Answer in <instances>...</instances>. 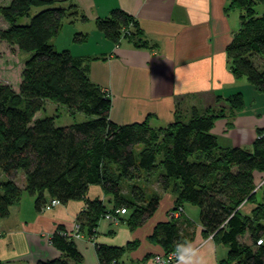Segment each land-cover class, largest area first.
<instances>
[{"label": "trees", "instance_id": "obj_1", "mask_svg": "<svg viewBox=\"0 0 264 264\" xmlns=\"http://www.w3.org/2000/svg\"><path fill=\"white\" fill-rule=\"evenodd\" d=\"M61 1L65 0H12L0 7L9 21L0 30V43L31 54L22 68L19 91L0 79V169L8 177L0 181V217L10 215L11 206L20 202L24 192L35 197L39 213L52 200L62 205L83 201L77 232L94 242L99 264H122L136 242L97 243L99 223L115 215L132 230L144 225L158 210L161 198L148 195L137 180L159 174L164 188L175 182V209L185 212V204L198 207L205 235L228 247V256L220 264H264V241L257 245L264 239V204L257 203L255 184V172L264 173V128L257 129L251 147H222L212 132L218 119L231 120L245 109L244 94L224 99L230 107L193 108L187 118H178L166 128H153L148 120L116 123L111 119L112 99L91 80L86 60L69 49L56 51L51 43L65 20L85 19L74 3L56 6ZM261 4L264 0H229L226 13H239L240 28L226 52L234 76L246 78L264 93V68L255 59L264 61V14L257 11ZM33 8L43 9L30 23L18 24ZM97 27L116 45L129 39L136 46H148L136 19L123 10L99 18ZM87 38L77 33L74 41L83 43ZM221 100L219 96L216 103ZM48 101L91 119L57 126L55 117L36 118ZM20 170L25 175L23 187L15 181ZM124 182L132 183L130 196L124 193ZM92 186L101 187L111 204L101 197L91 198ZM246 202L257 204L251 214L241 210ZM122 209L126 214L116 215ZM181 220L170 218L153 231L151 241L163 247L166 257L185 242ZM247 233L251 244L241 240ZM51 243L62 255L38 264L82 263L83 256L64 226L53 233Z\"/></svg>", "mask_w": 264, "mask_h": 264}, {"label": "crops", "instance_id": "obj_2", "mask_svg": "<svg viewBox=\"0 0 264 264\" xmlns=\"http://www.w3.org/2000/svg\"><path fill=\"white\" fill-rule=\"evenodd\" d=\"M65 2L78 5L85 16L74 22L67 19L66 29H72L69 30L72 42L66 49L86 60L91 80L110 95L113 121L131 124L148 120L153 128H166L178 118H187L193 108L204 109L215 105L219 96L224 100L240 92L245 97V109L231 120H218L212 132L222 147L252 146L257 129L264 128V93L257 91L246 78L237 79L231 71L226 50L240 28V18L237 11L226 13L229 0ZM116 9L136 19L148 46H136L129 39L116 45L98 29L97 20L110 16ZM257 11L264 14V4L258 5ZM77 33L87 34V40L76 43ZM257 61L263 69V59L257 58ZM263 174L255 172V183L256 177ZM154 176L137 180L139 184L146 180L148 183L143 187L147 194H158L161 198L158 210L144 225L132 230L123 222V225L111 224L108 220L99 223L97 243L126 246L136 242L121 259L122 264H157L154 256L164 255L163 247L152 242L151 236L158 223L169 219L167 212L175 205L177 193L173 190L174 181L164 188ZM152 178L156 184L154 189L147 186ZM16 183L23 187L25 175L21 183ZM131 184L125 185L129 196ZM99 189L95 197L105 202L108 199L110 205L109 197ZM259 191L257 203L264 204V197H258ZM256 205L246 202L241 210L251 214ZM84 208L83 201H71L39 213L35 209V197L22 196L18 204L11 206L7 218L0 217V264H38L59 258L62 253L53 246L51 237L61 225L75 232ZM184 208L186 213L181 221L185 242L199 249L205 264H220L228 256L227 246L205 235L198 207L185 204ZM247 235L248 241L243 239L246 235L241 239L251 244V235ZM74 241L83 256L80 264H99L91 239L82 233Z\"/></svg>", "mask_w": 264, "mask_h": 264}, {"label": "rangeland", "instance_id": "obj_3", "mask_svg": "<svg viewBox=\"0 0 264 264\" xmlns=\"http://www.w3.org/2000/svg\"><path fill=\"white\" fill-rule=\"evenodd\" d=\"M11 1L12 0H0V7L9 5L11 3ZM68 5H69V3L65 2V1H61V2L56 3V6L66 7ZM41 9H43V8H33L31 10L29 16L20 17L18 19V24L25 25V24L30 23L32 17L34 15H36L38 12H40ZM235 13H236V15L238 14V16H239V13H237V12H235ZM66 22H67V20L64 21L65 28H64V30H62L61 35L59 37L52 39V41H51V43H52V45L56 51H62L64 49H66L68 47V45H71V42H72V36L71 35L72 34H71V31H69V30H72V29H66V28H68V25H66ZM8 26H9V21L0 13V30L7 28ZM72 28H74V27H72ZM30 55L31 54L26 53V52H19L18 49L12 47L10 44H8L6 42L0 43V79L2 81L12 85L16 91H19V89H20V83H21V78H22V76H21L22 75V68H23L24 62L30 57ZM257 58H261V57L256 56V58H255L256 61H257ZM258 64H259V62L257 61V65ZM104 92L106 94H108L107 91H104ZM216 104L223 105L224 107H230L229 102H225L224 100H221ZM226 112H230L229 109H227ZM45 117H55L57 126H69V125L74 124L76 122H85V121H88L91 119L90 116H87L83 113H78L76 115H73L68 111L67 107L60 105V104H56L52 101H48L46 103L45 110L39 112L36 115V118H45ZM220 119H229V118L224 117V118H220ZM220 119H218V120H220ZM23 176H24V172L22 170L18 171V175L15 178V181H17L18 183H21L23 180ZM154 177L159 179V174H156ZM7 179H8L7 175L0 169V181H5ZM146 183H148V182L146 180H144L143 183H141V184L138 183V184L143 187V185H146ZM154 183H155V180H154V178H152L150 184H148L147 186L149 188L154 189L156 187V184H154ZM255 184H256V191L260 190L258 192V197L260 199H262V197H264V174L256 177V183ZM125 185H126V182H124V186ZM99 190H100L99 187L93 186L89 192V196L95 197V195L97 194V192H99ZM127 191H128L127 186H125L124 193L127 194ZM23 196L25 198H30L31 195L29 193L24 192ZM25 200H29V199H25ZM76 203L77 202H75V204ZM106 203L108 204V199L106 200ZM59 205H61V203L56 205V206H52L51 208L57 207ZM179 212H180V215L177 216ZM124 214H126V213H124ZM184 215H185L184 211H180L179 209H175L174 206L172 208H170L169 211L167 212V217L169 219L175 218V219L181 220V219H183ZM105 220H108V219H105ZM105 220L103 219L104 222H107ZM115 221L116 222L111 221V224L117 225V224L122 223L120 217H117V219ZM122 225H123V223H122ZM114 228H116V227H114ZM71 233H73V231H71ZM247 234H246V237L243 238V239L246 238L244 241H248L250 238V237H248ZM208 237L214 239L213 235H209ZM243 239H241V240H243ZM258 241H257V245H260L258 243Z\"/></svg>", "mask_w": 264, "mask_h": 264}, {"label": "clouds", "instance_id": "obj_4", "mask_svg": "<svg viewBox=\"0 0 264 264\" xmlns=\"http://www.w3.org/2000/svg\"><path fill=\"white\" fill-rule=\"evenodd\" d=\"M175 264H205L199 249L191 242H181L176 245ZM159 261V258H157ZM166 264V262H161Z\"/></svg>", "mask_w": 264, "mask_h": 264}, {"label": "built area", "instance_id": "obj_5", "mask_svg": "<svg viewBox=\"0 0 264 264\" xmlns=\"http://www.w3.org/2000/svg\"><path fill=\"white\" fill-rule=\"evenodd\" d=\"M58 204H60V202L58 201V200H52L51 201V203L47 206V209H50L52 206H56V205H58ZM180 211H184L182 208H178ZM125 213V210L124 209H122V210H117L116 211V215H120V214H124ZM180 215V212L178 213V215L177 216H179ZM174 217V216H173ZM110 222L111 221H113V222H116L115 220L117 219V216H115V215H107V217H106ZM68 235L69 236H72L73 238H75V237H77V238H79V237H81L82 235H80L78 232H77V227H76V231L75 232H73V233H71V232H69L68 231ZM263 239H260L259 241H258V243L261 245V244H263ZM174 253L175 252H173L172 254H170L169 256H162V255H156V256H154V260H155V262L157 263V264H161V262H166V264H175V255H174ZM157 258H159V261H158V259Z\"/></svg>", "mask_w": 264, "mask_h": 264}]
</instances>
